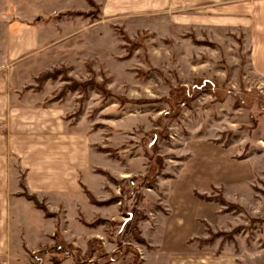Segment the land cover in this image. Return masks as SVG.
Masks as SVG:
<instances>
[{"label":"rangeland","instance_id":"1","mask_svg":"<svg viewBox=\"0 0 264 264\" xmlns=\"http://www.w3.org/2000/svg\"><path fill=\"white\" fill-rule=\"evenodd\" d=\"M108 1L0 0L1 74L19 105L62 112L77 149V191L48 209L58 238L9 264H264L263 11L246 30L182 28V9L232 0ZM11 35L44 43L26 70Z\"/></svg>","mask_w":264,"mask_h":264},{"label":"crops","instance_id":"2","mask_svg":"<svg viewBox=\"0 0 264 264\" xmlns=\"http://www.w3.org/2000/svg\"><path fill=\"white\" fill-rule=\"evenodd\" d=\"M248 1L215 3L201 7L196 12L182 9L180 26L244 30L252 28L255 24L252 19L260 11L264 13V2H261L256 11V5L247 3ZM130 3L124 9L134 10L136 14L173 11L171 0ZM120 5L118 0H109V7L105 11L109 14L118 13ZM256 24L260 25L256 26V30L262 35L256 43L264 46V17ZM11 29L19 30L25 36L28 32L27 26L17 23ZM35 32L45 38L41 35V27L39 30L35 27ZM23 38L21 35L7 37L9 47L5 58L17 60L19 64L25 62L26 70L29 52L35 49L43 51L44 43L41 38L36 37L28 48L27 40ZM257 69L264 75V64H257ZM9 77L10 74L0 72V264H9V254L12 252L38 251L45 246L43 239L49 242L58 229V219L54 222V218H45L44 212L37 209L33 202L20 196L23 191L20 170L25 173V187L31 194L37 195L41 202H45L48 209L52 208L53 212H56L54 206L59 210L60 204H68L66 200L77 191L74 131L70 133L68 126L60 125L63 113L59 110L50 107L30 111L29 108L36 105H19V101L13 97L18 89L9 84Z\"/></svg>","mask_w":264,"mask_h":264},{"label":"trees","instance_id":"3","mask_svg":"<svg viewBox=\"0 0 264 264\" xmlns=\"http://www.w3.org/2000/svg\"><path fill=\"white\" fill-rule=\"evenodd\" d=\"M89 2H90L93 6H95L93 0H89ZM52 72H53V73H52ZM52 72H51V73H48V72L43 73V74L38 78V83H42V82H43L45 79H47L48 77L53 76L54 73H56V70H53ZM201 83H202V82H200V84H201ZM101 151H103V152H107V150H102V149H101ZM99 171H100V170H99ZM21 185H22V183H21ZM87 195L89 196L90 201H91L92 203H96V204L99 203V202H97V201L94 199V197H92V195H91L90 193H87ZM20 196L25 197L27 200L33 202V203L35 204V207H36L37 209L42 210V211L44 212L46 218H53V217H55V215L52 214V213L48 210V208L46 207V205H45L44 203L40 202L39 199H38L35 195H31V196H30V195L27 194V191L24 190L23 192L20 193ZM58 235H59V234H58V232H57L55 235H53V238H58Z\"/></svg>","mask_w":264,"mask_h":264}]
</instances>
